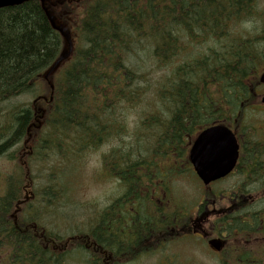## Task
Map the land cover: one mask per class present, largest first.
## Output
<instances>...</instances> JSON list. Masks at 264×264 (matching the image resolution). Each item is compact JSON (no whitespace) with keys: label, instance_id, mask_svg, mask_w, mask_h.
Here are the masks:
<instances>
[{"label":"trees","instance_id":"obj_1","mask_svg":"<svg viewBox=\"0 0 264 264\" xmlns=\"http://www.w3.org/2000/svg\"><path fill=\"white\" fill-rule=\"evenodd\" d=\"M257 5L88 0L77 9L52 0L44 8L28 2L0 10V107L21 95L32 99L8 112L0 108V159L11 167L0 175V264H131L145 253V241L152 253L158 242L171 241L170 231L189 225L192 200L173 192L180 176L194 175L189 146L206 127L237 129L258 98L264 13ZM56 21L68 30L69 53ZM108 144L101 169L120 182L122 195L92 209L89 225L68 217L56 226H71L66 234L53 232L49 219L67 210H54L67 173L55 175L58 181L50 173L54 187L40 192L31 162L67 169ZM153 181H166L164 198ZM240 216L233 211L229 230L241 231Z\"/></svg>","mask_w":264,"mask_h":264},{"label":"rangeland","instance_id":"obj_2","mask_svg":"<svg viewBox=\"0 0 264 264\" xmlns=\"http://www.w3.org/2000/svg\"><path fill=\"white\" fill-rule=\"evenodd\" d=\"M257 11L264 13V0H258ZM56 24L63 31L65 30L61 21ZM165 73L167 72L165 71ZM38 88L40 92V87ZM263 93L264 88L260 87L258 90L259 97L256 100L251 101L252 105H259V98ZM31 101V97L29 98V96L21 95L5 101L0 108L5 109L8 112L9 110L20 106L22 107V105L27 106ZM33 110L35 111V107H33ZM247 115L249 116L247 118L248 124L251 123V118L255 119L256 122L264 121L263 109L256 108L250 110ZM127 124L129 131H133L136 126L135 119L133 117H129ZM112 146L113 144L104 145L98 150L87 153L85 156L78 159V162L75 163L76 165L73 164V161H69V164L66 165L67 169L55 165V169L51 171L50 168L53 165V162H41L36 160L31 162V174L33 175V179L35 181V190L40 192L51 185L54 187V182H50L52 181L49 176L50 173L54 174V181H58V177L55 175L60 174V171L67 173V175L64 174L59 179V181H66V186L64 185L65 193H63L56 205L57 207L54 209L58 210L60 213H63L62 211L66 208L67 210L65 216L54 215L51 219H49L51 223L48 221L47 225L52 228L53 232L65 235L66 233L63 230L65 228L69 229L71 226H65L61 229H57L56 226H61L63 221L68 217H70L71 220L77 222L79 221L80 224L83 223L84 225H89L90 217H92V209H99L106 206L111 200L122 193L123 189L121 184L117 180L107 177L101 169L102 156L106 154ZM19 155H22V152H19ZM54 162H56V160H54ZM9 171H11L10 164H7L4 159H0V175ZM237 178V175H233L225 181L212 185L211 190L217 191V195L222 194L226 197L225 202L220 206H216L215 209L226 210L230 207V204L232 205V202L229 199L230 196H232V191L238 182ZM67 181H69V188H67ZM200 188L202 187L200 185L198 187V182L191 176L190 173L180 176L178 181L174 183V190L178 189L179 193H184L185 199H190L187 200L188 202H191L192 200L191 203L193 205V209L191 211V215L195 214L196 206L203 203L201 198L198 199V193L201 194L202 191ZM40 202H42V199L38 204H40ZM254 208L258 209L256 208V205H254L253 209ZM207 209L211 210L214 208L208 206ZM88 214L89 216H87ZM192 218H194V216ZM205 227L209 230L211 225L206 224ZM180 236L181 233H179V230H177V232L170 231L169 240L172 241H168L160 250L150 253L148 257H142L141 260L132 264H160V259L162 264H243L241 262H244V260L237 261L229 258L230 256L234 257L235 255L231 249L233 251H239V249H237L241 243L239 238L237 240L229 241L228 250L226 252L215 254V252L208 248L206 243H201L197 237L193 235H187L185 237ZM252 242L255 246L256 242L254 240H252ZM1 255L2 253L0 251V256ZM248 255H250V258L253 257V252L250 251ZM4 258V255L3 258L0 257V262H3ZM73 258H75L74 255ZM65 264L78 263L76 260L69 259L65 262Z\"/></svg>","mask_w":264,"mask_h":264},{"label":"flooded vegetation","instance_id":"obj_3","mask_svg":"<svg viewBox=\"0 0 264 264\" xmlns=\"http://www.w3.org/2000/svg\"><path fill=\"white\" fill-rule=\"evenodd\" d=\"M257 108L264 110V104H261ZM253 109L255 108L252 107L251 110ZM248 117L246 114L243 121L239 122L240 124L237 129H231L239 145L237 165L229 176L218 180V182L225 181L231 176L237 175L238 182L229 199L232 205L230 204V207L226 210L215 209L216 206H220L225 202L226 197L225 195H217L216 191L211 190L213 183L208 189L206 188V191L208 190L214 194L201 196L203 208L200 209L201 204L197 205L195 216L191 219L189 225L177 229L181 233L180 237L193 235L201 243H206L207 246L210 240H220L222 244L221 251L217 252L208 246L215 254L224 253L228 248L229 241L239 238L241 243L237 249H239L240 253L235 254L234 260H237L238 258L236 257L241 255L243 259L240 258V261L244 260V262L249 263L248 261L250 260V263L264 264V217H260L261 211H259L264 209V121L256 122L255 119L251 118V123L248 124ZM252 140L256 141L259 145L252 146L250 144ZM251 154H254V156L251 157ZM153 182L156 186H159L154 191L160 192L164 198L166 195V181ZM254 205L258 209H253ZM208 206L214 209L208 210ZM238 210L241 213L239 218L242 223L240 232L235 227H231L229 230V227L226 226L232 222L230 215L233 211ZM258 216L260 217L259 221H255V219H258ZM206 224L211 225L209 230L206 229ZM252 240L256 242L255 246ZM163 246L164 244L158 242L154 251L160 250ZM147 249H151L149 240L144 242L143 250L145 253H140L141 255L138 260L150 255L151 252L150 250L147 251ZM250 251L253 252V257L248 260V257L245 255H248ZM160 264H162L161 259Z\"/></svg>","mask_w":264,"mask_h":264},{"label":"water","instance_id":"obj_4","mask_svg":"<svg viewBox=\"0 0 264 264\" xmlns=\"http://www.w3.org/2000/svg\"><path fill=\"white\" fill-rule=\"evenodd\" d=\"M30 1H38L44 7V4L50 0H0V8L12 7ZM54 27L67 40L63 31L56 26ZM66 57L67 55L62 56L48 74ZM259 82L264 84V72L260 75ZM261 102L264 103V96ZM237 158L238 144L235 136L228 128L220 125L201 131L193 141L188 153L189 162L204 186L230 174L236 165ZM208 245L216 251L222 247L219 240H211Z\"/></svg>","mask_w":264,"mask_h":264},{"label":"bare ground","instance_id":"obj_5","mask_svg":"<svg viewBox=\"0 0 264 264\" xmlns=\"http://www.w3.org/2000/svg\"><path fill=\"white\" fill-rule=\"evenodd\" d=\"M249 172V171H248ZM125 255V254H124Z\"/></svg>","mask_w":264,"mask_h":264}]
</instances>
